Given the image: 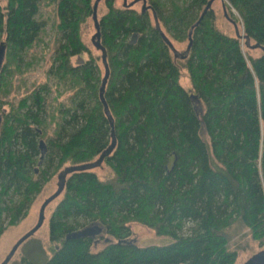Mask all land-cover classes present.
<instances>
[{
    "label": "trees",
    "instance_id": "obj_1",
    "mask_svg": "<svg viewBox=\"0 0 264 264\" xmlns=\"http://www.w3.org/2000/svg\"><path fill=\"white\" fill-rule=\"evenodd\" d=\"M51 1L49 72L73 93L47 141L46 84L8 98L46 25L41 0L0 2V236L55 173L104 153L111 176H66L50 217L59 245L45 264H235L239 238L264 246V52L244 45L264 47V0H223L244 38L220 30L211 0H143L141 11L105 0L99 56L81 36L94 0ZM164 28L187 41L184 57ZM131 223L171 242L140 245ZM75 232L87 233L67 239Z\"/></svg>",
    "mask_w": 264,
    "mask_h": 264
},
{
    "label": "rangeland",
    "instance_id": "obj_2",
    "mask_svg": "<svg viewBox=\"0 0 264 264\" xmlns=\"http://www.w3.org/2000/svg\"><path fill=\"white\" fill-rule=\"evenodd\" d=\"M0 2L5 4L6 0H0ZM115 4L118 7L129 5L137 11H141L144 8L143 0H115ZM211 6L216 14V25L220 30L231 36H238L239 30L240 35H244L242 23H238L236 26L230 16V11L224 6L223 0H211ZM230 8L235 15H238L236 10L234 12L233 8ZM106 11L107 7L105 0H94L93 14L82 26V39L96 56L100 54L98 46L96 45L98 40L97 23ZM148 13L151 22L154 23V18L150 9ZM38 17L44 19L46 25L41 32L40 38L28 48L25 54V61L27 64L21 69L22 74L16 72L17 70L14 72L12 87L8 98L18 101L20 96L25 94L26 89L33 88L34 85L39 86L40 84H46L47 100L45 102L46 111L44 112L46 125L43 128V137L47 141L49 138L56 136L58 124L63 119L60 108L71 104V95L73 92L65 89V86L56 79L55 75L49 72L56 47V23L58 21L56 2L41 0V9ZM164 30L166 31V28H164ZM167 36L172 43V54H179L178 57L181 56L180 54H184L187 41H177L168 32ZM244 45L247 52L253 56H259L264 52V47L258 46L252 40ZM185 55L186 53L182 57ZM98 63L102 70H104V65L100 57ZM180 81L183 86L187 88L190 87V80L186 71H183ZM104 155V153L100 154L91 162L74 165L70 171H95L101 178H107L112 175V170L104 161ZM40 168L42 169V166H40ZM70 171L64 173L61 178H59L60 174L58 175L55 173L49 181L43 184L42 191L36 195L33 203L28 209V214L16 225L6 228L4 233L0 236V263L6 258L16 242L38 224L40 220V210L44 202L56 193L60 181L64 182ZM61 198V195L56 196L47 204L41 225L34 233L23 240L8 264H26L28 262H30L29 264H45L51 257L53 248L59 245V243L52 242L50 239V217ZM7 225L8 223H6V226ZM130 227L133 232L132 238L140 245H164L171 242L170 237L158 236L152 229L139 223H131ZM238 241L240 244V253L235 264H246L254 257L264 256V246L259 245L248 236L239 238ZM104 244L105 240L101 238V241L95 244L94 249H99L104 246Z\"/></svg>",
    "mask_w": 264,
    "mask_h": 264
},
{
    "label": "water",
    "instance_id": "obj_3",
    "mask_svg": "<svg viewBox=\"0 0 264 264\" xmlns=\"http://www.w3.org/2000/svg\"><path fill=\"white\" fill-rule=\"evenodd\" d=\"M224 6H225V3H223ZM146 5V3L144 4ZM210 5H211V2H210ZM233 11L235 12V8H233ZM235 23V22H234ZM236 24V23H235ZM237 26V24H236ZM97 29H98V23H97ZM238 29V27H237ZM98 33V32H97ZM238 36H240L241 38H244V35H240L239 33V30H238ZM249 39H247V43H249ZM171 46H172V43H170ZM96 45L98 46V48H100V44H99V40H97L96 42ZM173 48V47H172ZM186 52H184L185 54ZM177 54V53H176ZM179 55V54H178ZM181 56H183L182 54H180ZM104 58H105V54H104ZM193 98H195L196 96L195 95H192ZM72 169V167L70 169H67L66 171L62 172L60 175H59V178H61L63 176L64 173L70 171ZM62 187H63V181H60L59 183V187H58V190L56 191V193L54 195H52L50 198H48L41 210H40V220L38 222V224L33 227L29 232H27L24 236H22L17 242L16 244L12 247L11 251L8 253V255L6 256V258L0 263V264H8V262L10 261V259L12 258V256L14 255L15 251L17 250V248L19 247V245L23 242V240H25L28 236H30L32 233H34L38 228L39 226L41 225L42 223V220H43V215H44V210L47 206V204L53 199L55 198L56 196H58L62 190ZM87 232H75V233H72V234H68L67 235V239L70 238V237H77V236H80V235H83ZM90 233L94 234L95 231H91ZM246 264H264V256H259V257H254L252 258L251 260H249Z\"/></svg>",
    "mask_w": 264,
    "mask_h": 264
},
{
    "label": "flooded vegetation",
    "instance_id": "obj_4",
    "mask_svg": "<svg viewBox=\"0 0 264 264\" xmlns=\"http://www.w3.org/2000/svg\"><path fill=\"white\" fill-rule=\"evenodd\" d=\"M144 2V1H143ZM143 7H146L145 5H143ZM144 9V8H143Z\"/></svg>",
    "mask_w": 264,
    "mask_h": 264
}]
</instances>
